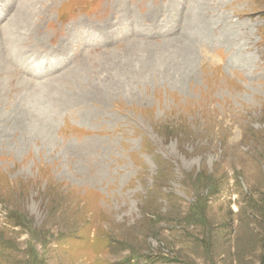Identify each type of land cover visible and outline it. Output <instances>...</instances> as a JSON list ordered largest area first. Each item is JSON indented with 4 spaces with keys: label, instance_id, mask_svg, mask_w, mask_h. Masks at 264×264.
<instances>
[{
    "label": "rangeland",
    "instance_id": "rangeland-1",
    "mask_svg": "<svg viewBox=\"0 0 264 264\" xmlns=\"http://www.w3.org/2000/svg\"><path fill=\"white\" fill-rule=\"evenodd\" d=\"M0 264H264V0H0Z\"/></svg>",
    "mask_w": 264,
    "mask_h": 264
}]
</instances>
